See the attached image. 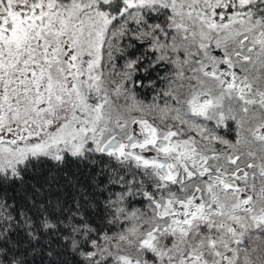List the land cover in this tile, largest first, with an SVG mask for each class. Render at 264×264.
I'll return each instance as SVG.
<instances>
[{
    "label": "snow or ice",
    "instance_id": "1",
    "mask_svg": "<svg viewBox=\"0 0 264 264\" xmlns=\"http://www.w3.org/2000/svg\"><path fill=\"white\" fill-rule=\"evenodd\" d=\"M0 264H264V0H0Z\"/></svg>",
    "mask_w": 264,
    "mask_h": 264
}]
</instances>
